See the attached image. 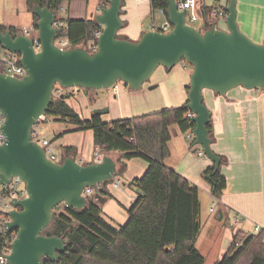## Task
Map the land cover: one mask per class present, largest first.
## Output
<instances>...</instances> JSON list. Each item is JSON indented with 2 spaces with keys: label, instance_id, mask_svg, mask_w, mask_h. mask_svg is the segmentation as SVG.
<instances>
[{
  "label": "water",
  "instance_id": "95a60500",
  "mask_svg": "<svg viewBox=\"0 0 264 264\" xmlns=\"http://www.w3.org/2000/svg\"><path fill=\"white\" fill-rule=\"evenodd\" d=\"M122 5V0H108L106 7L98 8L93 19L101 32L94 52L78 46L58 48L54 40L63 28L54 26L57 11L48 6H35L31 12L38 19L37 53L31 38L22 32L12 35L0 27L1 48L20 55L26 72L22 78L0 73L1 131L5 137L0 146V185L17 177L26 192V198L14 200L16 209L7 213L10 221L6 233H16L9 254L4 256L7 264L57 261L68 249L63 237L42 235L53 218V209L61 204L75 210L86 208L88 200L81 196L82 191L103 188L117 173L115 162L108 156L98 163L80 164L70 156L53 163L31 141L32 127L54 103L55 87L98 93L120 82L130 91H139L158 68L172 70L185 61L192 67L185 103L193 115L190 134L193 146L212 163L211 175L219 171L221 159L211 149V113L204 104L203 91L220 97L235 88L264 92V44L252 42L239 30L236 0H229L225 30L211 25L203 32L186 24L185 11L178 10L175 0H167L171 30L148 31L138 41L118 37L123 28ZM106 112L100 110L95 115ZM94 200H100L99 195Z\"/></svg>",
  "mask_w": 264,
  "mask_h": 264
},
{
  "label": "trees",
  "instance_id": "16d2710c",
  "mask_svg": "<svg viewBox=\"0 0 264 264\" xmlns=\"http://www.w3.org/2000/svg\"><path fill=\"white\" fill-rule=\"evenodd\" d=\"M67 1L25 0V4L29 12L35 6H48L51 11L60 12ZM107 2L99 0L101 7H106ZM150 9L151 13L162 11L167 19V0H150ZM59 22L63 30L57 38L66 40L69 47L87 46L86 50L90 51L89 45L97 40L94 34L101 32L94 19L59 18ZM7 30L18 33L15 28ZM66 99L65 95L62 99L54 97L46 117L68 121L82 131L91 130L93 145L100 152H118L120 161L142 159L148 167L129 184L137 193L126 211L127 221L123 226L116 228L104 219L94 199L81 210L63 204L53 209V218L42 235L63 237L68 249L57 261L46 260L44 264H206L197 248L202 229L198 188L168 164L173 128L183 134L194 129L187 118L190 112L186 102L180 107L105 123L95 114L87 120L80 118ZM63 150L68 156L73 148ZM212 172L209 167L203 177L211 186L212 197L219 199L226 189V180L219 171L214 175ZM262 238L263 233H236L226 253L214 264H264ZM11 239L12 235L0 233V253Z\"/></svg>",
  "mask_w": 264,
  "mask_h": 264
},
{
  "label": "crops",
  "instance_id": "0c3cea01",
  "mask_svg": "<svg viewBox=\"0 0 264 264\" xmlns=\"http://www.w3.org/2000/svg\"><path fill=\"white\" fill-rule=\"evenodd\" d=\"M197 2L199 6L198 18L202 20L201 26L203 28L200 32L209 29L211 25H214L219 30L226 29L225 18L216 17L214 18L216 20H214L211 12L213 10L226 12L229 0H197ZM99 7V0H69L62 4L60 9L63 11L58 13V18H60L59 16L62 12L65 14L61 17L63 19H93ZM91 8L94 11H91ZM236 12V22L239 30L252 42L264 44V0H236ZM150 13V0H125L120 13L123 28L120 30L118 37L129 41H138L144 33L153 31L154 25L144 29V23L142 22ZM157 13L165 19L163 23L168 21L160 11H157ZM0 27L6 29L15 28L19 32L26 29H20L18 23L5 20V18L2 23L0 21ZM190 74L191 72H188L187 67L182 68L180 65H177L172 70L158 68L155 71L151 77V84H155L158 89L163 88L164 82L168 86L166 96L169 98L160 106L167 109L175 108L186 102ZM172 85H174V91ZM158 89H154V91ZM153 94L151 90H146V88L139 90V92L131 93L126 89L119 88L118 85L112 91L113 99H120L121 102L119 103L128 107L125 112L122 111V114L125 117H127L126 114H130L128 115L129 118L157 112ZM103 100L96 108L107 107L112 102L106 96ZM94 102L93 104L95 105ZM66 103L71 107L68 102ZM204 104L211 113L209 129L212 139L211 149L221 159L219 172L226 180V189L220 198L214 199L212 197L211 186L203 177V173L212 163L206 158L196 156L200 150H191L190 148L193 144L185 146V143L175 131L174 136L176 138L173 139L171 147V144H169V148L171 155L176 154L179 156L178 159L173 161L175 172L198 188L200 202L201 196H204L206 199H210L213 205L216 203V209L210 212L211 206L208 212L215 213L216 211L217 213L216 220L218 225L216 229H218L217 232L219 234L221 233L219 253L216 257H213L210 256L212 250H209L208 253H202L197 247L205 257L206 264L209 256L210 260L213 258L210 264H214L226 253L236 233L241 232L251 235L255 226H259L264 230V92L258 89L243 90L235 88L224 97L207 92L204 96ZM71 108L74 110L73 106ZM93 110H95V107H93ZM114 114H117V112H114ZM120 115H117V118H119L117 120L122 118ZM125 117L122 119H128ZM185 134L189 135V133ZM91 137L90 156L80 164L91 163L92 154L96 150L93 145V134ZM56 138L60 140V143L64 144L65 138L60 136ZM55 144L57 145L56 141ZM74 146L67 145V147L73 148L70 155H68L70 157H73L75 152ZM57 147L61 148L62 145L58 143ZM61 154L67 157L64 150H62ZM105 156L110 157L115 162L116 174L122 171V178L127 183L141 177L148 167L146 162H141L142 159L120 161V153L118 152H111L105 154ZM104 190L108 192L105 188ZM120 193L122 195L120 197L124 198L125 194ZM126 194H129L128 206L130 207L136 194L129 190ZM96 201L98 205L105 203V207L102 208V213L105 215L104 219L116 228L123 226L126 218L124 213L121 214L114 206H110L111 203L115 204L113 199L106 202V199L100 197V200ZM107 207L110 209L109 213L106 212ZM236 216H240L241 219L236 221ZM201 222V233L206 231L208 235H211L214 228L211 220L203 215L202 206Z\"/></svg>",
  "mask_w": 264,
  "mask_h": 264
},
{
  "label": "rangeland",
  "instance_id": "374dc122",
  "mask_svg": "<svg viewBox=\"0 0 264 264\" xmlns=\"http://www.w3.org/2000/svg\"><path fill=\"white\" fill-rule=\"evenodd\" d=\"M91 9H92L91 11H94L93 8H91ZM64 15L65 14L61 12L59 17L61 18ZM121 16L123 17L122 14H121ZM212 17H213V19L216 18L214 16H212ZM4 18H5V20H11L13 22L18 23V26L20 29H22V28L35 29V25L37 23V21H35L33 19L32 13L27 10L25 0H0V21H1V23H2ZM31 20H32V22L30 23ZM214 20H216V19H214ZM164 21H165V19L161 15H159L157 13V11L150 13L145 19L142 20V22L144 23V29L146 27H149L150 25H154L155 29H159ZM186 23L189 26L196 28L199 31L203 30V28L201 26L202 20H200L199 18L196 22H192L190 20V18L187 17ZM30 25H31V27H29ZM119 32H118V35H119ZM78 47H82V46H78ZM85 49H87V46L85 47ZM186 67H187L188 72H192V67L190 65L187 64ZM116 85H118L119 88H121V89L123 88V89L128 90V88L120 82H117ZM163 85L164 86L162 89H158L155 84L154 85L151 84V79H150L149 82L144 84L141 88L142 90H144L146 88V90H149V91L151 90L152 93H154L152 96L155 100L154 101V104L156 106L155 109H157L158 111L167 109L166 107L163 108V106H160L165 102V100H167L169 98L166 96L168 86H167V84H165V82ZM172 88L174 91V85H172ZM154 89H158V90L154 91ZM254 90H256V89H254ZM112 91H113V88H110V89L104 90V91H99L98 95H95V97H94V92L88 91V90H81L78 93V91L76 89H68V90L61 89V94L65 95L67 97L66 102H68L71 105V107L73 106L74 111L82 119L87 120L93 114H95V112L100 111V110H107L106 113L101 114L99 116L101 117V120L103 122L111 123V122L119 119V118H117V115L121 114L122 116L120 115V117H122V118L125 117V115L122 114V111L125 112V109H128V107L125 104L121 105V103H119V102H121L120 99H118V100L113 99ZM128 91L131 93L132 92H139V91H130V90H128ZM207 92H210V91L204 90L203 96H205V94H207ZM105 96H106V98H110L112 100V102L110 104H108L107 107L100 108V109L96 108L97 106H99V103L104 101L103 98H105ZM93 101H95L94 102L95 105L93 104ZM93 107H95V110H93ZM114 112H117V114H114ZM128 115H130V114H128ZM128 115L126 114L127 117H125V118H129ZM122 118H120V119H122ZM37 130L39 131L42 138H45L46 140H49V141H54V142L56 141L57 145H58V143L62 145L61 148L58 147L59 153H62L63 148L67 147V145H75L74 146L75 152L73 154V158L76 161H78L79 163H82V161H85V159H87L90 156L91 147H92V137H91L92 131L91 130H83V131L79 130L77 126L69 123L68 121H61V120L54 118L52 116H47V121L45 123L38 124ZM173 130L177 133L178 137L183 140V142L185 143V146H187L188 144H191V145L193 144V141L188 138L187 134L181 133L176 127L173 128ZM58 136H60L61 138H65L64 144L62 142L60 143V140L56 139V137H58ZM174 138H176V137L174 136V133H173L172 140H171L170 144L172 143ZM171 146H172V144L170 145V147ZM190 149L191 150L192 149L200 150V148L198 146H195V147L192 146ZM196 156L198 157L197 154H196ZM178 157L179 156H177L176 154H172L171 158L168 161V164L171 165L172 167H174L175 164H173V161L178 159ZM139 160H141V159H139ZM206 160H208V159H206ZM142 161L143 160H141V162ZM143 162H145V161H143ZM122 177H123V175L116 174L114 179L112 181L107 182L106 185L102 189H100L101 192L98 191L94 196L99 195V197L106 199V202L113 199L115 204L111 203L110 206H114V208L119 210V212L121 214L124 213V216L126 218V220H125V223H126V221H127L126 211L129 208V206H128L129 194H126V193L129 190V191H132L136 194L137 189H135L134 187H131L129 185L130 182H128V183L125 182V180H123ZM104 188L108 192H105ZM120 192L125 194L124 198L120 197V196H122ZM99 206H100V209L102 211L103 210L102 208L105 207V203H101V204H99ZM201 206H202L203 215L208 217V219L211 220L214 230H213V233L211 235L210 234L208 235L206 231H203L200 234L199 239L197 241V247L200 249V251L202 253H208L209 250H212L210 256L216 257L219 253V247H220V243H221V237H220L221 233L219 234V232H217L218 229H216V226L218 225L217 220H216L217 219L216 211H215V213H209L208 209L211 206H212L211 207L212 209H216L217 206L213 205V202L210 201V199H206L204 196H201ZM109 211H110V209H109V207H107L106 212L109 213ZM102 216L105 217V215L103 213H102ZM210 256H209V259L207 261V264L212 263L213 258H211V260H210Z\"/></svg>",
  "mask_w": 264,
  "mask_h": 264
},
{
  "label": "built area",
  "instance_id": "2783aa9c",
  "mask_svg": "<svg viewBox=\"0 0 264 264\" xmlns=\"http://www.w3.org/2000/svg\"><path fill=\"white\" fill-rule=\"evenodd\" d=\"M175 2L178 6L179 11H185V21L187 17H189L192 22H195L198 19L199 6L197 0H175ZM60 11L63 10L60 9ZM160 12L162 13V11ZM58 13L59 12H57V17H58ZM211 14L214 17H220V18H226L227 16L226 12L217 11V10H213ZM54 26L56 28L59 27L62 28V24L59 22V18L57 19ZM152 30L161 33H167L171 30V25L168 21H166L161 25L159 29L152 28ZM20 32H22L24 35H26L27 37L33 40V48L36 53L39 52L40 45L37 39V31L31 28V29L21 30ZM99 34L100 32H96L94 34L96 39L98 38ZM54 44L62 50H66L69 48L67 41L64 39H59L57 38V36L55 37ZM89 49H90L89 52H94L96 50V43L89 45ZM178 65H180L182 68H186L187 63L185 61H181ZM0 73L14 78H22L26 74L24 68L20 63V55L12 54L7 50L2 49L1 46H0ZM116 87L117 85L115 84L112 88L114 89ZM60 95H61V89L54 90V97H58ZM192 117L193 115L191 113L187 115V118L191 119ZM46 121H47L46 115L41 116L38 119L37 123L32 127L31 130V141L38 144L43 149L45 156L49 161L53 163H59L61 161H59V151L57 145L55 144L54 141H49L46 140L45 138H42L39 131L37 130V125L45 123ZM3 124H4V116L0 113V146L3 145L5 141V137L1 131ZM187 136L190 140L193 141V136L190 133ZM104 156L105 154L100 152L96 148V150L92 154L91 163L100 162ZM198 156L205 158L201 150L198 152ZM100 189H102L100 186L94 188H85L82 191L81 196L86 198L89 202L90 200L94 199V195ZM25 198H26V192H25L24 184L17 177H13L8 184L0 185V233L1 234H7L6 223L10 221L9 217L7 216V213L13 209H16L12 205V202L14 200H23ZM214 205H216V203ZM212 211L213 209H210V212ZM240 219H241L240 216H236V221ZM260 233H263L262 243L264 245V230L262 228H260L259 226H255L251 235H258ZM10 235H12V239L10 240L9 244H7V246H5L3 251L0 253V264H7L4 256L9 254L10 245L14 240V238L16 237V233L13 232ZM237 245L239 246L240 244Z\"/></svg>",
  "mask_w": 264,
  "mask_h": 264
},
{
  "label": "flooded vegetation",
  "instance_id": "af4514ba",
  "mask_svg": "<svg viewBox=\"0 0 264 264\" xmlns=\"http://www.w3.org/2000/svg\"><path fill=\"white\" fill-rule=\"evenodd\" d=\"M4 30H7V29L5 28ZM18 33H19V31H18ZM15 34H17V33H12V35H15ZM59 89H60L59 87H55V90H59ZM79 91H81V90H79ZM94 94L98 95V93H96V92H94ZM64 158H65V156H63V154L59 153V161H62Z\"/></svg>",
  "mask_w": 264,
  "mask_h": 264
}]
</instances>
